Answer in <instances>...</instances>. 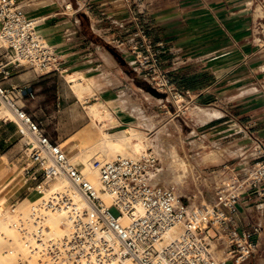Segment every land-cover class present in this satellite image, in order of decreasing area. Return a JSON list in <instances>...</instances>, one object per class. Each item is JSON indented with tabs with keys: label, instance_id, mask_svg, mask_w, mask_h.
I'll return each mask as SVG.
<instances>
[{
	"label": "built area",
	"instance_id": "built-area-1",
	"mask_svg": "<svg viewBox=\"0 0 264 264\" xmlns=\"http://www.w3.org/2000/svg\"><path fill=\"white\" fill-rule=\"evenodd\" d=\"M38 23L19 0H0V49L6 50L0 54V101L12 114L2 120L14 121L25 138L23 172L28 189L40 193L25 211L15 212L28 256L36 264H250L262 225L238 230L230 213L244 194L264 203V139L254 135L251 160L226 164L229 177L199 200L195 195L181 200L174 186L152 181L160 162L152 150L135 157L94 158L91 167L109 197L106 203L83 166L19 104L31 95V87L1 83L21 67L40 73L62 69ZM52 216L58 217L59 231L50 225ZM17 261L29 264L20 255Z\"/></svg>",
	"mask_w": 264,
	"mask_h": 264
},
{
	"label": "rangeland",
	"instance_id": "rangeland-1",
	"mask_svg": "<svg viewBox=\"0 0 264 264\" xmlns=\"http://www.w3.org/2000/svg\"><path fill=\"white\" fill-rule=\"evenodd\" d=\"M124 1L130 9L131 20L128 18L124 26L101 35L126 64L122 67L121 85L125 90L120 98H124L123 107H128L127 112L132 113V123L114 126V111L120 113V109L109 100L117 95L108 89L107 80L98 79L96 70L74 69L62 70V75L55 77L53 85L62 91L55 94V108L51 111L57 116L45 117L43 126L52 129V140L81 166H84L82 159L90 163L94 158L112 160L118 156H138L140 153L129 146L118 151L103 144L106 139L103 131L115 141L118 138L114 133L123 130L130 136L133 132L132 140L139 139L144 144L143 151L152 150L159 157L152 181L174 186L181 200L194 195L199 200L206 191L210 197L214 185L229 177V173L221 171L220 162L232 160L236 155L225 141L234 133L242 139L243 130L248 131V121L254 114L253 104L264 103V61H258L255 76L246 71L253 63H246L243 64L245 69L242 64L243 67L238 65L236 74L214 84L209 68L212 62L205 63L208 68L203 77L199 69L203 63L191 60L185 63L182 59L185 53L193 57L200 54L193 44V40L198 39L197 30L193 27L164 30L154 25L145 4L143 10L138 11L140 5L135 4V0ZM256 14H261L260 6ZM256 36L264 38V27L257 28ZM238 58L232 57L233 60ZM77 72L91 81V86L83 93L84 98L76 94L73 81L65 77ZM204 83L210 87L199 92ZM96 91L101 92L96 95ZM93 102L107 113L100 118L92 115L88 104ZM0 110V115L6 112L1 101ZM73 128H79L74 139L65 140ZM249 151L246 148L243 154ZM30 195L32 200L17 203L12 215L25 211L40 198L35 189ZM18 255L25 257L26 250L17 233L16 239L0 243V264H18Z\"/></svg>",
	"mask_w": 264,
	"mask_h": 264
},
{
	"label": "crops",
	"instance_id": "crops-1",
	"mask_svg": "<svg viewBox=\"0 0 264 264\" xmlns=\"http://www.w3.org/2000/svg\"><path fill=\"white\" fill-rule=\"evenodd\" d=\"M19 1L28 15L39 19L37 30L54 46L61 58L62 69L40 73L29 67H21L1 82L3 86L29 85L31 95L20 101L25 110L44 125L45 117L48 119L57 116L56 113L51 114V111L55 108V94L62 91L61 88L56 90L53 85L55 77L61 76L62 70L70 72L74 69H93L97 71V78L107 80L108 89L112 90L113 95H117L109 98L114 102L113 105L120 109V113L112 109L116 120L114 126L131 124L132 113L127 112L128 107H123L122 103L124 98H120L125 90L121 85L122 67H126V64L120 56L112 52L108 41L101 35L108 33L112 28L124 26L128 18L131 20L128 4L124 0ZM68 4L71 7H68ZM135 4L140 5L138 11H142L145 4L154 25L164 30L193 27L198 31V39L193 40V44L198 47L200 54L193 57L185 53L182 59L185 63L190 60L203 63L204 66L199 67L203 77L206 76L208 68L205 63L212 62L213 66L209 68L212 69L214 84L225 77L230 78L236 74L238 65L246 63H253L246 71L255 76L258 61H264V38L256 36L257 28L264 27V0H135ZM257 6L261 8L260 15L256 14ZM5 51L1 48L0 54L4 55ZM234 56L239 58L233 60ZM245 68L244 66L243 69ZM65 77L73 81L74 91L80 98H84L83 93L91 86L90 79L79 72L76 75L66 74ZM84 82L87 87L81 90L79 84ZM209 87L204 83L198 91L204 92ZM100 92L94 93L97 95ZM253 106L254 114L248 121V131L243 130V138L240 139L234 133L229 135L227 142L225 141L229 145L228 148H233L232 151L236 154L234 159H224L220 162L221 171L226 174L229 173L224 168L226 164H246L251 160L254 135L264 139V103ZM259 106H262V109H259ZM257 109L260 111H255ZM2 117L0 115V209L3 210L22 202L30 196L32 189H28L30 182L23 172L24 165L28 163V158L23 154L25 138L21 136L14 121H4ZM78 129L73 128L65 140H73ZM45 131L51 138L52 129L45 126ZM58 140H61V137ZM246 148L250 151L243 154ZM230 219L238 230L261 223L262 229L256 238L257 247L248 262L264 264L263 201L254 195H242L230 213Z\"/></svg>",
	"mask_w": 264,
	"mask_h": 264
},
{
	"label": "bare ground",
	"instance_id": "bare-ground-1",
	"mask_svg": "<svg viewBox=\"0 0 264 264\" xmlns=\"http://www.w3.org/2000/svg\"><path fill=\"white\" fill-rule=\"evenodd\" d=\"M67 77H70V76H67ZM86 87H87L86 82L79 84L80 89H84ZM3 108L5 109L6 112L4 114H2L1 116L8 115L9 117H12V114L9 111V109L6 108L4 105H3ZM88 109L91 111V113H93L94 116L99 117V118L102 117L105 113H107V112L104 113V111H102V109L100 108V106L96 102L90 103L88 105ZM103 110H104V108H103ZM1 113H2V111L0 110V114ZM122 131L123 130H121L119 133L115 134L116 137L118 138L117 141L109 138L107 136V133L105 131H103L102 133L106 136V139H104L103 144L105 146L109 144V146L112 149L118 150V151L124 150L125 146H129L135 153L141 154V152L144 150V144L141 141H139V139L138 140H134V139L132 140V138L134 137L133 135H135V133L132 132V135L127 136ZM129 132H131V131H129ZM101 160H105V159H101ZM81 162H83V164H84L83 172L86 174L88 179L91 181L92 185L94 186V188L96 189L98 194L103 198V200L106 203H109V197L101 190V183H100V180L98 177L97 170L93 169L91 167V161L89 163L87 160L82 159ZM57 185L58 184H55L51 188H55ZM31 197L32 196L30 195L26 199H24L25 202L28 200H32ZM18 204H20V203H18ZM15 209H16V207L13 210H12V207L6 208L3 210L0 209V243L1 242H8V241H12V240L16 239L17 233L21 237V235L17 229V213L12 215V212H14ZM57 223H58V217L52 216L50 219V225L54 228L55 231L60 230ZM22 244L26 250L25 258L27 259V261H29V264H36V259L33 256H31V257L28 256L27 248H26V245H25L23 240H22ZM108 264H117V263H116V261H110Z\"/></svg>",
	"mask_w": 264,
	"mask_h": 264
}]
</instances>
